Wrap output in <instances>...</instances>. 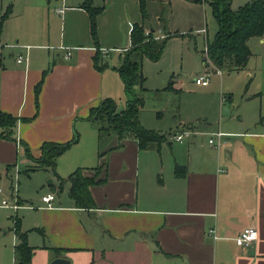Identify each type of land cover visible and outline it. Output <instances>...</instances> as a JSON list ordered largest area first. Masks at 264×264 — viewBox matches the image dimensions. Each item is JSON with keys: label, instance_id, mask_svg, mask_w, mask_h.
Wrapping results in <instances>:
<instances>
[{"label": "crops", "instance_id": "obj_1", "mask_svg": "<svg viewBox=\"0 0 264 264\" xmlns=\"http://www.w3.org/2000/svg\"><path fill=\"white\" fill-rule=\"evenodd\" d=\"M82 1L59 0L50 10L22 9V17L12 23L15 14L10 4L1 27L0 44L14 46L0 51V112L18 120L15 140L0 138V144L11 149L22 142L36 158L42 142L62 143L76 132L77 141L55 160L54 171L60 178L61 171L69 174L78 167L90 176L88 169L106 160L105 172L98 173L103 180L89 186L94 208H75L67 196L68 182L58 190L52 173L45 192L56 189L51 207H44L39 199L34 206L23 205L17 197L18 208L29 216L25 221L23 214L16 215L32 247L28 264H48L57 257L66 259V264H264V120L252 126L237 118L236 124L225 126L228 138L223 135L215 149L194 140L195 133L202 135L209 129L206 120L177 122L174 128L161 130L145 125L142 107L140 124L166 137L158 148L139 150L133 138L118 142L110 134L98 149L96 130L84 118L105 97L114 101L117 111L123 108L125 98L120 104L113 99L123 92L116 68L129 47L131 24L144 27L148 17L140 18L136 0H91L92 6L103 7L95 22L98 58L105 66L97 70L92 65L95 49L88 17L79 6ZM109 10L120 14L118 23V16L106 18ZM55 17H59L56 35L51 33ZM116 23L117 29L121 23L124 26L118 33L113 30ZM104 27L113 32L107 42ZM250 39L264 43V37H251L248 49ZM17 54H24L26 61L17 64ZM251 59L261 64L257 85L259 94L264 93V50L259 54L249 50L240 70ZM39 81L34 103L33 87ZM218 120V125L224 123L221 112ZM183 132L190 134L186 144L180 142L183 135L180 141L171 138ZM99 152L105 154L98 158ZM27 161L31 166L33 162ZM174 165L184 166L183 176H174ZM60 191L66 197L59 198ZM246 227H253L256 236L243 245L237 236ZM15 242L13 234L11 264Z\"/></svg>", "mask_w": 264, "mask_h": 264}, {"label": "rangeland", "instance_id": "obj_2", "mask_svg": "<svg viewBox=\"0 0 264 264\" xmlns=\"http://www.w3.org/2000/svg\"><path fill=\"white\" fill-rule=\"evenodd\" d=\"M58 1L0 0V13L7 4H11L15 14L9 22L12 23L22 17L20 16L24 12L22 9H55ZM65 1L68 4L75 0ZM208 1L146 0L145 9L148 18L143 27L144 34H150L156 40L162 39L164 43L156 61L143 58L141 62V72L144 77L142 87L145 89L142 120L145 125L157 126L155 128L166 130L174 128L177 122L188 123L196 119L206 120L210 123L207 132L202 135L195 133L194 136L195 142L201 143L203 146L207 145L210 132L218 130L224 134L225 126L236 124L237 118H241L242 123L247 122L252 126L259 125L264 120V93L259 94L261 89L257 85L261 64L251 59L243 70L226 71L221 69L219 74L214 73V68L210 63L207 67H203L201 52L204 50L205 44L211 41L216 31V23L211 15ZM248 1L230 0L229 6L231 9H236ZM109 12L110 10L107 13ZM109 15H111V20L113 16H118L116 21L119 22V13L111 11L106 18ZM58 19L59 17H55L51 22V33L54 32L55 35L58 31ZM117 23L113 29L114 33H118L124 27L121 23L122 27L119 26L117 29ZM147 23L149 24L146 25ZM46 25L45 19L42 18L41 26L45 28ZM154 27L156 32L152 33ZM103 31L105 42H107L113 32H108L107 27H104ZM173 34L176 36L167 37V35ZM250 41L249 50L251 52L259 54L264 50V43H258L255 39H250ZM6 44L11 45L10 43ZM112 46L120 48L118 47L120 45ZM203 72H209L206 86L195 85L193 79ZM168 82L172 89L159 90L166 87ZM156 90L158 92H155ZM123 98H126L125 94L123 95V92L119 91L113 99L120 104L123 102ZM260 104L261 109L258 110ZM220 112L224 123L220 124L219 122L218 125ZM155 113H160V117L155 118ZM174 114L176 116L173 118ZM186 133L188 135L185 132L182 133L183 138L180 141L182 144L189 141L190 134ZM223 138H228V136ZM86 144L88 143L85 141L84 145ZM8 147L0 144V201L1 199L11 200V196L15 195L16 199L18 197L23 201V205L32 204L34 206L40 196L47 191L46 180L50 178L51 172L46 173L41 169L29 171L30 167L35 166V158L32 157L33 163L29 166L22 145L11 146V149ZM97 147L99 149V146ZM168 156H171L169 151ZM88 173L90 176L99 177V174ZM67 174L64 170L58 173L62 179ZM53 183H55L54 180ZM52 191L54 192L56 189ZM57 196L63 198L66 197V194L64 191H60ZM17 204H20L18 199ZM26 212L20 208L14 211L11 208L0 206V264H11L13 217L16 215L20 217L23 214L26 221L29 218L28 215H25Z\"/></svg>", "mask_w": 264, "mask_h": 264}, {"label": "trees", "instance_id": "obj_3", "mask_svg": "<svg viewBox=\"0 0 264 264\" xmlns=\"http://www.w3.org/2000/svg\"><path fill=\"white\" fill-rule=\"evenodd\" d=\"M140 18L147 17L145 0H136ZM230 0H209L211 15L216 23V31L210 42L205 44V49L201 52V62L203 67L210 63L215 70H238L244 67L249 56L247 40L251 37H264V0H249L236 9L229 6ZM79 6L84 9L88 17V29L94 54L92 65L95 69L103 68L98 58V41L96 34L95 18L102 11V6L91 5V0H83ZM11 11L8 4L0 15V32L3 21ZM178 35V34H177ZM176 36L167 35V37ZM166 37V36H165ZM129 47L123 51L120 65L116 68L117 75L122 84L125 94V103L121 110L117 111L114 101L105 97L98 104L88 110L84 120L90 122L96 130V143L100 145L101 140L113 134L119 142L125 137L133 138L139 150L158 148L160 143L166 140L163 134H159L152 129L144 128L138 119L140 109L143 107L142 87L144 77L141 72V62L145 58L149 61H156L161 53L164 41L153 39L150 34L145 35L143 26L139 23H132L128 32ZM40 81L33 87L34 103L39 90ZM172 89L170 82L159 90ZM155 92H158L156 90ZM17 118L9 113L0 112V138L15 140L14 128ZM25 121L26 119H21ZM78 139V134L73 132L70 139L62 143L42 142L39 146L38 157L35 158L34 167L29 171L41 169L49 170L59 181L57 188L63 182H68L67 196L73 201L75 208L91 209L94 203L89 192V186L100 183L103 179L94 176H87L82 168H75L65 178H60L54 171L55 160L67 150ZM23 146L24 154L31 160L27 146ZM119 147V143L115 146ZM104 153H98L100 158ZM32 161V160H31ZM33 162V161H32ZM106 160L103 159L93 168H89L94 175L100 170L105 172ZM184 166L174 165L173 174L181 177L184 174ZM12 232L15 236V244L12 247V264H28L32 254V247L27 244V231L20 229L19 218L13 217ZM54 252L60 250L54 249Z\"/></svg>", "mask_w": 264, "mask_h": 264}, {"label": "built area", "instance_id": "obj_4", "mask_svg": "<svg viewBox=\"0 0 264 264\" xmlns=\"http://www.w3.org/2000/svg\"><path fill=\"white\" fill-rule=\"evenodd\" d=\"M57 11L59 12V10ZM13 46L14 45L9 46L7 44H0V51L3 47L9 48ZM100 52L105 53L106 49H100ZM68 55H69V51L68 49H66L65 57H67ZM14 60L17 64L24 63L26 61V56L24 54H17L15 55ZM214 73L219 74L220 71L215 70ZM208 74L209 72H203L201 75L195 77L193 79V82L199 85H206L208 82ZM223 135L224 134L218 130L210 133L209 138L207 139L208 145H210L212 148H215V149L219 148L220 144L222 143ZM181 137H182V133L171 135V138H173L175 141H180ZM54 199H55V195L53 192H47L41 195L39 198L40 202L43 204L44 207H51L52 201ZM0 206L11 208L14 211L19 207V205L17 204V199L15 195L11 196V200L1 199ZM255 236H256V230L253 227H246L238 233L237 240L243 245H248L250 242H252L255 239Z\"/></svg>", "mask_w": 264, "mask_h": 264}, {"label": "water", "instance_id": "obj_5", "mask_svg": "<svg viewBox=\"0 0 264 264\" xmlns=\"http://www.w3.org/2000/svg\"><path fill=\"white\" fill-rule=\"evenodd\" d=\"M49 181H47L48 183ZM67 260L61 257L52 259L48 264H66Z\"/></svg>", "mask_w": 264, "mask_h": 264}]
</instances>
